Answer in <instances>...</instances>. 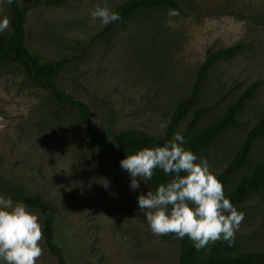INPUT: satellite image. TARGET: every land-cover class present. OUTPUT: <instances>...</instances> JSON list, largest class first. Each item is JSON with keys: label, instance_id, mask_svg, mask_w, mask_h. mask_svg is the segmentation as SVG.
<instances>
[{"label": "rangeland", "instance_id": "374dc122", "mask_svg": "<svg viewBox=\"0 0 264 264\" xmlns=\"http://www.w3.org/2000/svg\"><path fill=\"white\" fill-rule=\"evenodd\" d=\"M16 1L22 6L32 0ZM120 1L33 6L24 42L46 60H69L55 84L87 105L102 132L137 128L152 136L164 133L173 104L189 91L206 52L240 43L235 56L208 69L199 100L216 115L250 83H260L236 123L196 153L225 193L244 169L224 171L264 111V0H178L179 16L156 9L147 20L123 21L106 39L95 37L104 25L89 10H111ZM7 11L8 4L0 3V18H8ZM248 154L249 164L263 157L264 136L253 140ZM122 159L91 147L77 116L32 87L16 65L0 67V193L18 187L54 206L53 239L65 264H178L177 242L152 234L139 212L137 197L148 189L143 180L131 189ZM233 206L244 213L235 244L262 251L264 197L253 194ZM40 245L36 264H58L43 240Z\"/></svg>", "mask_w": 264, "mask_h": 264}, {"label": "trees", "instance_id": "16d2710c", "mask_svg": "<svg viewBox=\"0 0 264 264\" xmlns=\"http://www.w3.org/2000/svg\"><path fill=\"white\" fill-rule=\"evenodd\" d=\"M59 1L61 0H32L20 6L16 0H13L11 5L8 4L10 27L7 31L0 33V67L16 65L32 87L45 91L49 98L73 112L80 120L83 135L88 144L102 154L125 158L129 153L141 148L162 146L177 133L184 138L183 146L196 154L236 123L237 113L260 85L258 81L250 83L216 115L209 114L208 110L200 104V94L208 69L219 61L235 56L243 48L240 43H233L227 47L206 52L203 60L194 70L189 91L173 104L163 134L152 136L137 128L116 130L111 127L102 132L91 119L87 105L73 99L68 92L55 84V77L69 60L67 58L46 60L24 42L26 12L33 6L49 5ZM161 8L180 11L178 0H122L111 9L119 13L121 19L101 27L95 37L106 39L123 21L132 18L147 20L149 12ZM257 119V123L249 129L246 136H243L224 171L227 173L233 169H244L235 184L224 193L233 205L243 202L253 194L264 197V155L254 163H248L251 143L255 138L264 136V111ZM170 178L162 169H156L153 178L143 182L148 190L154 191L159 183L166 182ZM0 196L23 203L30 211L37 213L39 222L43 226L42 240L47 251L55 257L58 264H65L53 239L54 206L18 187L7 189L1 192ZM167 236L177 242L178 264H264V249L258 252L243 251L235 242L229 247L227 242L221 240L196 250L188 237L178 239L174 234Z\"/></svg>", "mask_w": 264, "mask_h": 264}, {"label": "clouds", "instance_id": "9594fccd", "mask_svg": "<svg viewBox=\"0 0 264 264\" xmlns=\"http://www.w3.org/2000/svg\"><path fill=\"white\" fill-rule=\"evenodd\" d=\"M0 3L11 5L13 0ZM89 15L103 25L121 19L119 13L99 5L90 9ZM168 15L176 17L180 12L169 9ZM9 27L10 20L0 18V33ZM168 27L174 28V22L169 20ZM183 144V136L177 133L162 146L135 150L119 161L129 174L133 190L139 188L140 181H150L156 169L171 177L159 183L154 191L138 195L139 212L154 235L188 237L196 250L221 240L231 247L244 213L225 197L223 185L210 171L207 160L198 158ZM43 238V226L36 214L23 203L0 196V261L36 264L43 255L40 245Z\"/></svg>", "mask_w": 264, "mask_h": 264}]
</instances>
